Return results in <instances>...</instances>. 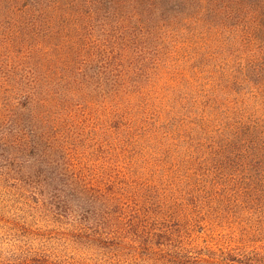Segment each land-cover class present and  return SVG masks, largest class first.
<instances>
[{
	"label": "rangeland",
	"instance_id": "obj_1",
	"mask_svg": "<svg viewBox=\"0 0 264 264\" xmlns=\"http://www.w3.org/2000/svg\"><path fill=\"white\" fill-rule=\"evenodd\" d=\"M183 1L164 7L167 18L164 23L188 29H214L238 23L234 16L223 17L226 13L235 14L236 7L229 6V0ZM23 4L24 0H0V77L16 70L21 73L32 58L85 59L90 52L84 48L85 43H92L87 34L90 15L97 11L98 16L94 17L100 18L108 7L103 0L100 4L75 0L72 13L83 15L84 33L78 39L74 37V25L66 31L64 25L49 21V17H55L51 0H45L42 11L34 6L31 11L24 9ZM148 4L150 1L140 0L134 8L147 11ZM163 11L158 12V16ZM93 53L96 54V50ZM52 71L51 75L69 73L61 64ZM211 77L210 72H206L201 77L203 85ZM152 82L154 88L148 92L152 96L155 88L158 89L159 98L155 94L152 99L159 109L149 106V115L155 121H141V129L148 127L143 133L126 138L127 127L116 129L118 122L109 124L104 117L101 88L95 87L87 91L97 94V89L99 97L88 98V106L75 107L72 118L48 121L51 124L37 121L46 132L40 147L56 155L54 161H65L69 155L89 177L98 174L101 181L112 175V183L104 196L95 188L86 197L97 203L96 209L105 210L106 232L100 233L93 225L89 233L72 234L61 241L62 228L66 225L56 223L38 208L31 209L19 193L18 184L2 174L6 171L0 170V257H9L11 250L18 251L17 254L24 250L19 243L24 237H19L15 225L22 221L30 223L38 241L49 242L44 249L55 253L52 258L61 264H183L176 256L188 254L191 264H236L232 261L235 251L264 248V165L252 159L253 166H250L252 160L242 162L238 152L221 156L217 140L222 138L206 137L201 121L188 116L189 104L182 107L180 100L187 95L186 91L173 90L176 81L168 75L166 79L155 75ZM258 82L259 78L251 74L247 87L235 85L231 92L232 107H247L245 128L239 136L243 140L252 131L264 135V96L256 94ZM257 102L259 106H255ZM172 104L183 112L177 121L165 127L158 114ZM199 107L203 109L200 113L209 111L204 104ZM224 113L227 116L216 121V128L222 131L234 123L227 120L230 109H224ZM239 119L237 114L236 120ZM224 141L221 142L225 144ZM9 142L0 143L9 149ZM50 145H55L56 151H51ZM262 152L263 146L254 155ZM246 162L249 166H245ZM10 168L8 165L7 170ZM124 204H128L126 213L139 214V225L132 226L121 220ZM100 219L105 223L103 217ZM157 226L166 232L155 237L151 232ZM139 229L143 232H138ZM37 244L34 245L39 247Z\"/></svg>",
	"mask_w": 264,
	"mask_h": 264
},
{
	"label": "trees",
	"instance_id": "obj_2",
	"mask_svg": "<svg viewBox=\"0 0 264 264\" xmlns=\"http://www.w3.org/2000/svg\"><path fill=\"white\" fill-rule=\"evenodd\" d=\"M51 1L55 17H49V21L64 25L66 31L74 25V37L82 38L83 15L72 13L75 0ZM148 1L150 5H147V11H139L134 7L140 0H103L108 7L99 15L100 18L94 17L98 16L97 11L90 15L87 34L92 43L86 42L83 46L91 53L88 52L85 59L52 61L32 58L21 73L16 70L0 77V115L3 116L0 117V142L10 141L9 149L0 143V149H3V153H0V170L6 171L2 174L18 184L19 193L31 209L38 208L56 223L66 225V228H62L64 236L61 241L72 234L89 233L93 225L100 233L106 232L104 230H107L108 223L105 210L101 212L96 209L97 203L86 197L95 188L101 197L104 196L113 179L112 175L101 181L98 174L89 177L70 160L69 155L65 161H54L56 155L40 147L46 132L37 121L49 123L72 118L75 107L88 106V98L99 97V88L103 97L104 117L111 125L118 122L114 127L116 129L127 127L128 138L148 129L140 128L141 121H155L149 115V106L159 109L152 97L156 94L158 99L160 95L157 88L152 96L148 91L154 88L152 81L155 75L164 79L168 75L169 79L176 81L173 90L186 91L187 95L180 100L182 107L186 108L189 104L188 116L201 121L205 136L225 139V144L217 140L221 156L238 152L242 162L254 159L264 165V152L259 156L254 155L264 147V135L252 131L247 133L244 140L239 137L245 128L247 107H232L233 99L230 98L235 85H249L251 74L259 78L255 89L257 96H264V0H229V6L234 4L233 8L236 7L235 14L226 13L223 17L234 16L238 23L214 29H188L164 23L167 20L164 7L170 3H182L183 0ZM91 2L100 4L101 0ZM44 4L45 0H24L22 8L31 11L34 6L42 11ZM160 11L163 12L158 16ZM92 50H96V54ZM59 64L69 73L51 75L54 73L52 68ZM206 72H210L212 77L203 85L201 77ZM91 87L97 88V94L87 91ZM203 104L208 106L209 111L200 113L203 109L199 106ZM259 104L257 102L255 106ZM224 109H230L227 120L234 123L222 131L216 128V121L220 122L223 115L227 116ZM182 112L172 104L165 106L158 118L168 127L177 121ZM237 114L239 120H236ZM109 128L111 130L112 127ZM55 148V145L49 146L51 151H56ZM5 163L7 166H3ZM8 165L11 167L9 170ZM245 166H249L248 162ZM250 166H253V160ZM125 206L128 204L122 206L125 213L121 220L128 221L132 226L139 225V214L126 213ZM15 225L19 237H24L23 241H19L24 250L19 254L11 250L9 257H0V264H61L58 259L52 258L55 253L44 249L48 241H38V237L34 236L30 223L22 221ZM138 232L143 231L139 229ZM165 232L166 229L157 226L151 234L157 237ZM95 237L104 238L102 235ZM36 243L41 244H37V247L34 245ZM234 254L232 261L236 264H264L262 247H247ZM11 257L12 260L5 259ZM190 257L188 254L176 256V259L183 264H191Z\"/></svg>",
	"mask_w": 264,
	"mask_h": 264
}]
</instances>
